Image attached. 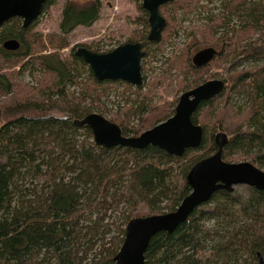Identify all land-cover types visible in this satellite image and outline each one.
Segmentation results:
<instances>
[{"label":"trees","instance_id":"16d2710c","mask_svg":"<svg viewBox=\"0 0 264 264\" xmlns=\"http://www.w3.org/2000/svg\"><path fill=\"white\" fill-rule=\"evenodd\" d=\"M77 1L63 5L59 33H49L48 41L23 28L19 18L0 27V264H114L131 218L173 211L190 192L186 174L215 151L216 130L228 137L225 161L248 160L264 169V0H221L217 13L192 28L182 57L195 77L180 89L200 83L201 69L191 64L189 49L202 44L221 45L209 65L224 60L227 87L193 113L203 140L180 157L155 146L101 147L87 127L74 125L97 111L109 115L123 135L137 136L170 117L175 100L147 109H107L101 99L114 81H98L88 69L83 82L85 62L74 53L59 57L66 36L76 26H91L100 14L99 0ZM199 2L162 6L173 5L175 22L180 10L192 14ZM143 20L146 29V15ZM168 22L166 35L175 27ZM10 38L19 41L18 50L2 47ZM129 40L149 44L144 33ZM249 63L255 65L242 66ZM26 69L35 85L23 81ZM257 253L264 261V190L245 186L218 190L174 231L153 235L144 264H257Z\"/></svg>","mask_w":264,"mask_h":264},{"label":"water","instance_id":"95a60500","mask_svg":"<svg viewBox=\"0 0 264 264\" xmlns=\"http://www.w3.org/2000/svg\"><path fill=\"white\" fill-rule=\"evenodd\" d=\"M169 1L173 0H142L141 6L148 13L150 26L148 41L161 40L166 22L159 13V7ZM46 2L47 0H0V27L13 18H19L22 27L27 28L40 15ZM2 47L7 51H16L20 43L17 39L10 38L3 41ZM215 54L216 50L212 47L200 49L192 55L191 63L197 67L204 66ZM74 55L88 65L98 81L118 80L137 87L142 84L141 59L146 52L139 42H127L104 53L80 46L76 48ZM225 89L226 83L223 80L211 79L182 92L170 117L137 136L123 135L117 123L96 112L74 119L73 123L77 127H87L94 143L101 147L121 146L142 150L155 146L180 157L187 149L199 147L203 140V128L193 122V113L202 102L214 98ZM213 140L215 151L193 163L188 170L186 183L190 192L175 210L135 217L127 222L123 242L113 258L114 264H144V254L151 237L160 231H174L218 190L232 193L240 185L264 190V170L249 161H225L223 150L228 137L224 132H216ZM257 263L264 264L260 253H257Z\"/></svg>","mask_w":264,"mask_h":264},{"label":"rangeland","instance_id":"374dc122","mask_svg":"<svg viewBox=\"0 0 264 264\" xmlns=\"http://www.w3.org/2000/svg\"><path fill=\"white\" fill-rule=\"evenodd\" d=\"M71 1H75V3L79 2L77 0H52L29 26L30 33L41 34L46 41H48L49 33H54L55 35L59 33L63 5ZM91 1L86 0L84 3H79L78 5L87 4ZM99 1L101 7L98 19L89 27L76 26L66 36L68 46L61 48L58 52L61 59H68L78 45H84L87 48H96L98 49V53H104L111 51L130 38L142 37L143 33L147 35L149 26L147 25L145 29V26L142 25V21H144L143 17L145 16V12L141 7L142 0ZM220 1L200 0L195 11L188 15L182 14L180 13L181 10H178L179 12L176 14V18H174L175 22L171 16V14L175 13L172 7L173 5L161 6L159 11L165 18L166 25L168 18H170L172 23L168 22V24L172 27L175 26L174 29L167 35L163 31L159 42L148 44L145 48L147 54L141 59L143 82L140 86H133L123 81L112 82L110 88H108L107 95L101 99L107 109L111 113L123 112L130 106L137 108L141 105L147 109V106L158 105L166 99L171 102L175 99V107L182 93L180 86L184 84V80L191 81L195 77L193 72L187 69V65L184 64L182 57L183 51H185L184 49L190 46V32L198 23H203L208 14L217 13L220 9ZM207 46H214L220 49L221 45L202 44L196 49H189L191 50L189 56L190 61L192 55L197 50ZM219 63L217 62V64L209 65L200 70V83L209 79L223 78L226 75L224 60L220 59ZM84 64V70L81 69L80 78L83 82L88 81L89 69L88 65L86 63ZM253 65L255 64L249 63L243 64L242 66L247 68ZM6 66L5 70L9 72L12 68L9 67L6 69ZM21 76L24 82L35 85L34 80L30 77V69H26ZM78 88L73 86L70 90L78 91ZM137 92H139V95H137ZM143 93L144 95H142ZM96 113L99 112L96 111ZM105 116L107 119L110 118L109 115ZM129 120L132 124L136 123V117L134 116ZM235 189L237 191H244L245 186L240 185L235 187ZM209 223L211 224L212 222Z\"/></svg>","mask_w":264,"mask_h":264},{"label":"flooded vegetation","instance_id":"af4514ba","mask_svg":"<svg viewBox=\"0 0 264 264\" xmlns=\"http://www.w3.org/2000/svg\"><path fill=\"white\" fill-rule=\"evenodd\" d=\"M163 5V4H162ZM161 5V6H162ZM160 6V7H161ZM142 7V6H141ZM159 7V8H160ZM142 10L145 12V15H146V17H147V24L146 25H148L149 26V23H148V13H147V11L146 10H144L143 8H142ZM159 13H160V11H159ZM161 15V14H160ZM162 16V15H161ZM163 17V16H162ZM164 18V17H163ZM165 19V18H164ZM166 22V21H165ZM165 26H166V24H165ZM149 28H150V26H149ZM165 28V27H164ZM164 30V29H163ZM148 32H149V30H148ZM163 32V31H162ZM147 35H148V33H147ZM147 35H146V41L147 42H150L149 44H152V43H157V42H151V41H148L147 40ZM161 36H162V33H161ZM127 42H139V43H141V45H142V49L146 52V54H147V51H146V47H147V45L145 44L144 45V42L143 41H137V40H127V41H125L124 43H127ZM124 43H122V44H124ZM80 46H84V45H78V46H76L75 47V50H76V48H78V47H80ZM84 47H86V46H84ZM207 47H212V48H214L215 50H216V54L214 55V58L208 63V64H206V65H204V66H200V67H197V66H194V67H196V68H198V69H202L203 67H205V66H208L217 56H219L220 54H221V47H220V49H218V48H216V47H214V46H207ZM87 48V47H86ZM204 48H206V47H204ZM89 49V48H88ZM201 49H203V48H201ZM74 50V51H75ZM200 50V49H199ZM74 51H73V53H74ZM198 51V50H197ZM192 64V63H191ZM143 77V76H142ZM214 79H221V80H223L225 83H226V87H227V82L223 79V78H214ZM209 80H211V79H209ZM207 81V80H206ZM143 82V81H142ZM201 83H203V82H201ZM201 83H199V84H201ZM198 84V85H199ZM197 86V85H196ZM194 88V87H193ZM192 89V88H191ZM189 90V89H188ZM187 91V90H186ZM184 92V91H183ZM258 264V263H257Z\"/></svg>","mask_w":264,"mask_h":264}]
</instances>
